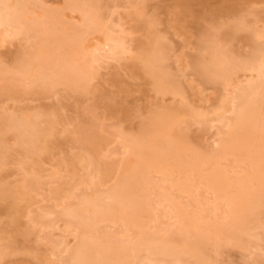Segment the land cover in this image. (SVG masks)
Here are the masks:
<instances>
[{
    "label": "bare ground",
    "instance_id": "1",
    "mask_svg": "<svg viewBox=\"0 0 264 264\" xmlns=\"http://www.w3.org/2000/svg\"><path fill=\"white\" fill-rule=\"evenodd\" d=\"M31 1L0 0L2 42L30 31L41 37L28 57L18 61L19 81L32 80L31 87L43 85L51 89L62 84L70 90L87 89L99 61L95 51H103L107 62L131 53L124 26L115 35L98 4L68 0V8L79 12L81 21L67 24L50 11L43 18L30 17ZM255 27L248 28L241 20L229 30L207 34L206 53L199 54L192 63L202 84L236 89L235 95L224 100L215 112L218 122H227V131L217 148L210 153L190 149L182 128L181 116L190 115L204 124L209 121L207 113L187 105L155 112L140 136H122L126 157L110 188L102 191L98 186L114 171V164L106 165L102 176L87 180L95 189L93 194L82 193L60 212L54 207L50 211L40 207L30 217L34 226L55 228L65 220L69 230L76 229L73 245L72 240H67L69 233L54 242L57 251L51 254L53 257L59 252L67 253L61 260L63 264H223L215 257L226 246L251 248L252 238L260 236L255 230L264 227V34ZM242 30H250L252 52L237 58L225 43ZM98 32L105 33L106 41L93 50L91 37ZM173 50L169 42L152 32L148 47L139 53L138 71L152 79L157 93L183 97L180 82L165 66ZM6 72L7 68L0 67V75ZM248 75L250 80L241 79ZM229 103L233 108L231 117L226 116ZM2 118L0 167L7 165L9 151L18 146L19 166L32 176L21 185L0 186V200L8 203L4 212H9L5 213L10 223H15L21 213L17 201H33L44 185L47 169L43 155H51L59 146L55 126L71 122L57 112L49 115L13 111ZM79 130L71 131L78 134L75 140H86L83 130ZM8 133L15 140L12 145ZM94 155L95 150L90 149L78 154L75 161L90 172L96 165ZM50 176L60 177L61 171ZM156 176L161 177L159 181ZM167 184L170 187H164ZM56 213L58 218L45 224ZM161 218L170 223L160 222ZM105 224L117 227L119 238L104 232ZM59 247H63L62 252ZM2 259L0 255V263Z\"/></svg>",
    "mask_w": 264,
    "mask_h": 264
},
{
    "label": "rangeland",
    "instance_id": "2",
    "mask_svg": "<svg viewBox=\"0 0 264 264\" xmlns=\"http://www.w3.org/2000/svg\"><path fill=\"white\" fill-rule=\"evenodd\" d=\"M67 1L32 0L29 6L30 17L43 18L46 11H50L58 14L67 24L80 23L81 14L69 9ZM86 1L98 4L99 12L115 35L124 26L127 45L132 49L131 53L121 54L118 59L110 62L102 57L105 55L103 51H95L99 61L95 64V78L87 89L70 90L62 84L51 89L43 85L31 87L32 80L25 78L19 81L21 76L18 61L28 57L27 53L40 43L41 37L30 31L6 42H2L0 38V67L7 68V72L0 75V123L4 114L13 111L49 115L57 112L71 122L55 126L59 146L51 155H43L47 169L43 177L44 185L31 201L32 204L28 200L17 201L21 213L15 223H10L11 219L7 215L9 212H4L3 208L8 203L0 200V255L3 256L0 264H63L61 260L67 253L62 252L63 247H59L62 253L53 257L51 254L57 251L54 242L67 233L68 239H64L72 240L78 235L76 229L72 227L69 230L65 220H60L57 228L34 226L30 217L40 207L49 210L58 205L52 209L60 212L68 203L75 202L76 197L82 193L93 194L95 189L87 183L89 178L102 176L106 172V165L114 164V171L98 186L102 191L110 188L126 157L122 136H140L155 112L187 105L194 111L207 113L209 121L204 124L190 115L181 116L182 128L188 135L190 149L203 153L216 149L227 131V122H218L215 112L224 100H230L235 95L236 89L202 84L192 63L199 54L206 53L204 41L207 34L229 30L241 20L248 28L258 26V30L264 34V0ZM152 32L169 42L174 49L169 53L170 59L165 66L172 78L180 82L183 97L157 93L152 79L138 71L141 65L139 53L148 47ZM250 38V30H242L236 37L227 38L224 43L228 44L234 57L245 58L252 52ZM91 40V48L94 50L95 46L105 43L106 35L98 32ZM241 79L246 82L250 80V76ZM227 109L226 116L231 117L232 103L227 105ZM79 129L83 130L86 138L81 142L75 140L78 134L71 133ZM7 137L10 145L15 143L12 134L8 133ZM56 138L52 140L57 142ZM93 142L95 146L92 145ZM19 149L14 146L9 151L7 165L0 167V186L7 183L21 185L23 181L31 179L32 176L19 166L16 153ZM90 149L95 150L96 165L87 172L83 169L85 166L75 161V157ZM208 169L209 166H206L205 170ZM56 171H61V176L51 178L50 175ZM176 177L179 178L177 175ZM160 178L156 176V181ZM164 187L168 188L170 185ZM183 201L188 200L184 198ZM28 211L33 213L29 214ZM57 218L58 213L44 222L47 224ZM159 221L170 223L162 218ZM262 223L264 225V216ZM117 229L112 224L102 226V230L110 233L113 239L119 238ZM255 233L260 236L258 239L252 238L251 248L243 250L228 245L215 258L223 264H264V227L256 229ZM74 243L75 239L70 244Z\"/></svg>",
    "mask_w": 264,
    "mask_h": 264
}]
</instances>
